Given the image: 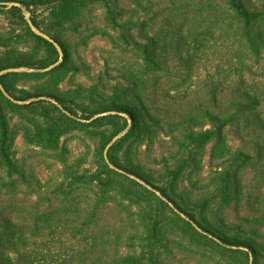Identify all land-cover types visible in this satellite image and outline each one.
<instances>
[{
    "label": "rangeland",
    "instance_id": "obj_1",
    "mask_svg": "<svg viewBox=\"0 0 264 264\" xmlns=\"http://www.w3.org/2000/svg\"><path fill=\"white\" fill-rule=\"evenodd\" d=\"M229 2L0 0V210L32 264H264V21L251 51Z\"/></svg>",
    "mask_w": 264,
    "mask_h": 264
},
{
    "label": "trees",
    "instance_id": "obj_2",
    "mask_svg": "<svg viewBox=\"0 0 264 264\" xmlns=\"http://www.w3.org/2000/svg\"><path fill=\"white\" fill-rule=\"evenodd\" d=\"M229 4L239 38L253 51L254 40L261 41L263 38L253 27L257 21H264V0H230ZM255 102L252 100L251 105ZM6 208L0 210V264H32L23 246L26 244L24 230L18 225L25 222L24 217L12 215V204ZM20 244L23 248L19 247Z\"/></svg>",
    "mask_w": 264,
    "mask_h": 264
}]
</instances>
